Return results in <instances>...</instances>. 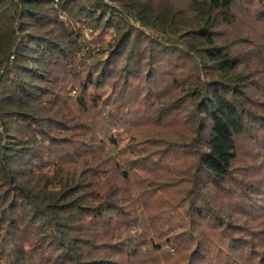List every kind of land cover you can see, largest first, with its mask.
Instances as JSON below:
<instances>
[{
    "label": "trees",
    "instance_id": "16d2710c",
    "mask_svg": "<svg viewBox=\"0 0 264 264\" xmlns=\"http://www.w3.org/2000/svg\"><path fill=\"white\" fill-rule=\"evenodd\" d=\"M242 4L264 8V0H184L186 9L173 0H0L8 19L7 27L0 26V264H117L114 254H97L106 244L93 240L107 232L115 247L123 244L132 249L129 255L138 254L129 236L118 231L114 218H124L121 206L103 189L100 165H106L109 152L90 164L86 157L93 148L85 140L84 153L74 157L84 155V169L93 166L94 174L84 172V185L58 177L65 167L55 153L64 147L49 121L61 104L57 81L63 69L76 65L70 61L74 54L88 60L70 94L76 111L86 116L103 111L102 103L110 104L111 114L130 116L138 103L151 102L156 89L182 88L178 71L189 62L191 84L182 90V104L193 127L194 186L187 192L197 190L203 204L204 181L225 183L241 143L257 145V130L264 133L260 108L243 95L236 57L220 43L221 30L234 26ZM81 17L85 29L111 34L110 42L96 44L88 54L79 50ZM131 82L148 90L145 100ZM105 142L113 147L110 136ZM213 211L205 204L195 209L199 221L218 224L221 217ZM233 226L219 228L228 234ZM152 239L143 244L146 249H165ZM191 239L196 260L203 249L198 235ZM170 245L168 240L165 246ZM214 262L236 264L227 256Z\"/></svg>",
    "mask_w": 264,
    "mask_h": 264
},
{
    "label": "rangeland",
    "instance_id": "374dc122",
    "mask_svg": "<svg viewBox=\"0 0 264 264\" xmlns=\"http://www.w3.org/2000/svg\"><path fill=\"white\" fill-rule=\"evenodd\" d=\"M173 2L186 9L184 0ZM259 9L257 5L245 4L236 8L234 26L223 28L219 37L220 43L236 57L243 95H248L249 102L260 108L258 115L264 117V8ZM6 11L0 7L2 28L7 27ZM82 20L81 17L78 21V32L83 35L81 43H76L79 50L88 54V49L96 44L104 46L110 42L111 34L85 29L88 26ZM72 59L76 65L63 69L57 81L63 90L59 95L61 104L56 107L57 115L51 116L53 121H49L55 140H62L64 147L55 153L56 162L61 161L65 167L58 177H74L84 185V172L87 177L94 174L93 166L84 169V155L74 157L84 153L85 140L88 149L93 148L86 162L91 164L102 152H109L111 157L106 165H100L105 178L103 189L110 196L115 195L124 214V218H114L120 223L118 231L123 238L129 236L138 253L129 255L132 249L123 244L115 247L107 232L93 240L97 245L106 244L100 246L97 254H114L117 264H213L215 259L224 261L225 256L236 260V264H264V133L257 130V145L246 140L241 143L231 176L225 183L216 187L203 182V204L213 209L221 221L218 224L206 219L199 221L195 209L203 206L202 200L195 193L197 190L187 192L194 186L189 174L193 165V127L182 104V90L190 83V63L186 61L185 67L178 71L182 88L173 90L166 84L156 89L157 95L150 96L151 102L138 103L130 116L109 113L108 103H102L103 111H91L86 116L76 111L71 95L76 93L74 77L85 76L88 60L75 54ZM129 85H134L139 98L146 99L148 90L142 85L141 88L133 82ZM70 86L74 91L71 92ZM63 112H67V118L62 117ZM107 136L112 138L113 147L105 142ZM51 146L55 149L54 142ZM115 166L119 170L114 171ZM221 223L234 226L226 234L219 228ZM192 235H198L203 249L196 260L191 257ZM152 238L165 249L158 253L146 249L143 244L147 245ZM168 240L172 245L166 247ZM220 247L224 248L223 253ZM207 248L208 257L204 255L203 259Z\"/></svg>",
    "mask_w": 264,
    "mask_h": 264
}]
</instances>
